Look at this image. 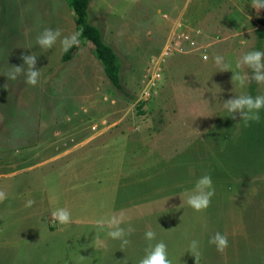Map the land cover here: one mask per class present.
I'll return each mask as SVG.
<instances>
[{
	"label": "rangeland",
	"instance_id": "1",
	"mask_svg": "<svg viewBox=\"0 0 264 264\" xmlns=\"http://www.w3.org/2000/svg\"><path fill=\"white\" fill-rule=\"evenodd\" d=\"M251 2L91 0L90 22L121 57L116 90L89 41L62 60L60 39L78 33L67 0H0V264H139L159 241L172 264H264V109L245 124L224 108L264 95V84L242 87L214 62L221 55L251 77L235 68L264 51L263 9ZM46 28L62 33L47 50L37 44ZM182 33L197 46L181 36L180 51L163 56ZM31 54L38 84L7 79ZM206 174L215 195L197 212L187 198ZM127 207L165 209L154 217L155 241L134 230L122 248L97 228ZM58 208L76 221L53 220ZM216 232L228 237L223 253L208 242Z\"/></svg>",
	"mask_w": 264,
	"mask_h": 264
},
{
	"label": "clouds",
	"instance_id": "2",
	"mask_svg": "<svg viewBox=\"0 0 264 264\" xmlns=\"http://www.w3.org/2000/svg\"><path fill=\"white\" fill-rule=\"evenodd\" d=\"M251 7L258 13L261 9H264V0H252ZM61 35L60 29L46 28L37 37V44L42 49H51L56 44L57 40L61 38ZM79 36L80 33H74L60 39L63 50L67 52L73 46H77L79 44ZM22 59L24 62L23 65L13 66L11 71L7 74V79L16 80L20 75H24L25 83L34 87L38 84L41 75L40 70L36 69L37 57L31 54L22 56ZM205 59H207V57H205ZM214 62L220 72H231V80L238 81L242 87L252 80L257 84H264V51H249L236 62V69H242L243 67L251 69V77L242 74L240 71H234L232 65L226 62L225 58L221 55H216L214 57ZM25 65H27L26 71ZM224 108L230 114L229 117L235 119L238 115L240 120L244 121L245 124L250 121H258L260 119L259 113L264 109V95H240L232 97L225 101ZM214 195L215 189L213 187L212 178L210 175L206 174L196 181L194 189L191 194L188 195L187 204L193 210L201 212L210 207L211 199ZM6 199L7 194L4 191H0V203H3ZM34 203L33 200H28L25 207H31ZM52 218L60 225H68L72 222L71 212L66 208H58L53 211ZM95 223L100 230L107 227V236L112 240L121 241L122 248L129 243L126 237L134 231L131 227L127 229L122 227V218L115 216L107 219H98ZM144 236L149 242L156 240V233L151 229L147 230ZM208 242L214 245L216 250L221 253L229 246L228 237L220 232H216L210 236ZM97 243L100 244L102 242L97 241ZM198 249L199 241H191L190 253L195 257V260ZM139 264H172L171 260L168 258L167 245L163 241L156 242L155 244L150 243L149 247L146 249V254L139 261Z\"/></svg>",
	"mask_w": 264,
	"mask_h": 264
},
{
	"label": "trees",
	"instance_id": "3",
	"mask_svg": "<svg viewBox=\"0 0 264 264\" xmlns=\"http://www.w3.org/2000/svg\"><path fill=\"white\" fill-rule=\"evenodd\" d=\"M71 10L75 15L77 32L80 33V40L89 41L93 46V51L99 62L102 64L107 78L114 89L122 88L121 69L122 61L118 52L108 44L104 38L99 26L90 22L89 8L91 0H67ZM264 13V9H263ZM264 24V20H262ZM73 46L67 52L64 51L62 60L71 59L73 52L78 48Z\"/></svg>",
	"mask_w": 264,
	"mask_h": 264
},
{
	"label": "crops",
	"instance_id": "4",
	"mask_svg": "<svg viewBox=\"0 0 264 264\" xmlns=\"http://www.w3.org/2000/svg\"><path fill=\"white\" fill-rule=\"evenodd\" d=\"M12 174H15L14 172H12ZM167 209V208H166ZM172 209H180L178 207H173ZM138 209H136L135 207H133V209H131V207H127V208H120L119 210H114V212L112 213V217H118L121 218L123 220V224L122 227L124 228H128L131 227L132 229H134L135 231H138L139 233L143 234L151 229L154 230V217L158 216L159 214H161V212L165 209L162 210H157V211H153V209L150 210H142L141 212L138 211V215H128L129 213H133V212H137ZM184 210V209H181ZM110 214V213H109ZM120 217H119V216ZM136 216V217H135ZM124 217V218H123ZM76 220L74 219V222ZM71 222V223H74ZM140 227V228H138Z\"/></svg>",
	"mask_w": 264,
	"mask_h": 264
},
{
	"label": "built area",
	"instance_id": "5",
	"mask_svg": "<svg viewBox=\"0 0 264 264\" xmlns=\"http://www.w3.org/2000/svg\"><path fill=\"white\" fill-rule=\"evenodd\" d=\"M194 30V29H193ZM197 34H199L200 30L198 29L197 31H195ZM181 36H183L185 39H187L189 41V44L191 47H196L198 44V41L196 38H194L193 36H191L189 33H182L181 35H176L172 38H170L167 42V44L165 45L164 49L165 51L162 52V55L164 56V54H169L171 52V50H177L180 51V47H179V40L181 39ZM204 57H206L207 55H203Z\"/></svg>",
	"mask_w": 264,
	"mask_h": 264
}]
</instances>
